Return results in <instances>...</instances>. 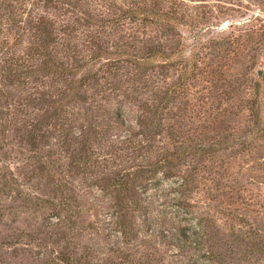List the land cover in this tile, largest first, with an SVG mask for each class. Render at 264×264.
<instances>
[{
    "label": "rangeland",
    "instance_id": "1",
    "mask_svg": "<svg viewBox=\"0 0 264 264\" xmlns=\"http://www.w3.org/2000/svg\"><path fill=\"white\" fill-rule=\"evenodd\" d=\"M90 1L104 12L98 0ZM137 2L154 6L152 11L175 7L177 17L204 32L195 56L190 50L185 54L193 57L195 78L181 82L179 67L158 62L142 74L125 66L111 71L115 78L101 74L88 82L82 102L67 116L75 130L90 124L99 133L89 138L82 162L80 146L62 148L57 130L43 129L46 138L35 144L18 132L28 117L43 114L37 101L55 93L51 79L43 86L6 88L7 101L0 97V264H207L203 252L182 254L169 242L172 234L203 221L209 234L202 247L215 255L210 264H264V94L253 104L255 82L260 71L264 74V0ZM16 5L17 16L0 10V69L10 59L27 60L26 53L38 46L33 26L39 17L59 30L82 18L44 0ZM124 34L135 37L132 53L138 57L149 45L164 51L177 47V39L159 24H139ZM110 39L112 45L117 36ZM77 44L82 48L78 40L70 48ZM112 81L118 87L113 92ZM29 95L36 102L27 111ZM166 95L168 102L162 99ZM150 101L165 109L164 120L143 142L135 136L134 119L137 108ZM120 106L133 131L113 122ZM172 139L213 145L218 152L170 169L168 154L178 145ZM139 142L142 148L134 149ZM187 172L193 181L180 198L176 184ZM129 174L137 176L140 210L127 221L136 223L139 233L124 246L113 230L116 208L109 185ZM182 201L190 204L187 210Z\"/></svg>",
    "mask_w": 264,
    "mask_h": 264
},
{
    "label": "trees",
    "instance_id": "2",
    "mask_svg": "<svg viewBox=\"0 0 264 264\" xmlns=\"http://www.w3.org/2000/svg\"><path fill=\"white\" fill-rule=\"evenodd\" d=\"M24 1L0 0V10L6 11L5 14L17 16L16 2L22 5ZM98 1L99 6L102 9L104 8V12L98 9L94 2L90 0H44L45 5L54 6V9L59 8L72 15H75V13L81 15L80 21H82V24L76 20L66 25L63 30H59L55 28L52 21L39 17L33 26V34L38 46L26 53L27 60H23V58L10 59L0 69V80L3 83L0 88V97L4 98L5 102L8 99V96L4 95L8 94L6 88L13 87L15 83L28 88L33 87V84L43 86V81L48 79L55 83V93H52V95L46 93L37 101L43 106V114L39 117H28L24 121L23 127L18 129V132L22 134L23 140L35 144V141L46 138L41 134L43 129L52 128L57 130L58 143L62 148L69 150L71 147L80 146L81 162L85 158V146L88 145L89 138L92 139L99 133L96 132V127L90 124L85 130H75L69 124L67 116H70L69 109L82 102V94L87 87V83L100 77L101 74L115 78L112 72L125 66L131 67L137 74H142L148 70L147 66L150 70H153L158 62H163L165 65L168 63L169 66L175 68L179 67L181 72L179 80L185 83L195 78L193 77V57L189 59L185 57V54L187 50H190L194 54L192 56H195V51L199 49L201 39L204 36V32L198 29L195 24L189 23V21L185 22L182 18L177 17L175 7H170L164 12L159 9L152 11L154 6L144 4L145 2L142 5L136 4L138 3L137 0H130L129 2L123 0ZM139 24L142 26L159 24L166 27L170 35L177 39V47L171 51H164L160 46L150 47L149 45L142 50V57L133 54L132 52L135 51V37L127 34L126 38L124 33L131 31L134 26ZM84 32L88 34L78 38L77 34L80 33L82 36ZM113 36H117V41H112V45H109L110 37ZM188 39L192 40L191 45L187 44ZM73 40L82 41V48H79L78 44L70 48ZM58 48L60 50L57 51ZM35 58L36 62L33 63ZM26 63H29V65ZM259 76V79L255 82L257 93L253 103L255 105H259V100L263 98L261 94H264V74L260 71ZM110 85H112L110 89L112 92L118 90L113 81ZM36 94L39 95V93ZM27 99L29 100L23 105V108L28 111L31 109L30 106L33 105V102L36 101L31 95ZM162 99L164 102H168L167 95ZM126 100L127 98L119 104H126ZM155 104L150 101L149 104L148 102L142 103L137 108L140 114L134 119V126L137 129L135 136H139L143 142L156 134L164 120L163 110L165 109L159 108V105ZM122 108L121 106L118 107L113 113V122L125 127L127 131H133L134 126L132 127L133 124L125 118V110ZM171 135L172 138L178 136L173 132ZM176 139L172 140L176 142ZM181 140L175 143L178 144L177 146H172V151L168 154L167 162L170 164V169L185 167L189 160H193L196 156H199L198 161L201 162L200 159L205 155L213 156L218 152V149L213 145L197 147L189 144L188 140ZM126 143L131 145L132 141L127 140ZM141 144L139 142L134 149L142 148ZM83 165L86 166L87 162ZM157 170L158 167L155 168V171ZM182 174L178 184H176L177 191L180 192V198L184 196L183 193L188 191L192 180L189 178L191 175L188 172L189 175ZM136 179L135 174H129L126 176V180L123 181V177H116L109 185L113 187L112 192L116 208L111 216L113 230L119 234V243L124 246L130 245L135 240L133 239L136 235L134 233H139L137 224L127 221V215L133 217V213L140 210V205L134 197L137 194L134 189ZM182 202L179 205L186 206L185 209L187 210L190 204L185 201ZM203 223L204 221L198 223L195 229H183L178 234H172L169 242L182 254L183 252H203L206 263L210 264L215 255L211 252V249L204 251L202 247L207 243L209 234ZM260 248L264 252V243L261 244Z\"/></svg>",
    "mask_w": 264,
    "mask_h": 264
}]
</instances>
